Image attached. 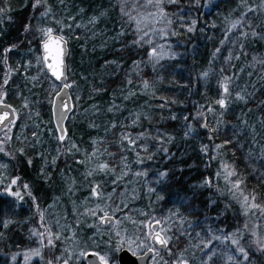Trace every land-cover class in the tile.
Instances as JSON below:
<instances>
[{"label": "trees", "instance_id": "obj_1", "mask_svg": "<svg viewBox=\"0 0 264 264\" xmlns=\"http://www.w3.org/2000/svg\"><path fill=\"white\" fill-rule=\"evenodd\" d=\"M124 1L136 9L145 3L41 0L34 7L36 0H0V88L17 111L7 127H12V156L0 155L12 162L14 172L8 177H17L31 189L44 214L51 194L33 173L39 167L51 171V162L56 169L64 166L76 148L92 151L95 165L123 173L104 182L96 177L78 195H89L90 187L97 186L100 198H91L92 205L99 203L103 214L119 222V234L141 238L144 222L158 221L166 238L172 226L184 233L186 264H264V251L254 253L242 235L240 254L248 256V263L234 255L224 263L226 251L232 250L221 242L229 234L237 233V239L242 221L240 203L223 188V164L232 165L248 189L264 200V160L258 153L263 142L256 137L247 146L246 141L258 123L251 121L264 123V15L253 0H161L167 34L154 33L150 39L131 30L133 24L123 13L131 5ZM47 28L67 41L72 108L62 148L54 137L47 100L60 85L45 73L39 49ZM30 31L40 36L27 42ZM154 48L158 55H152ZM41 139L50 145L42 144L39 156L34 144ZM127 183L137 198L122 202L118 193ZM47 184L57 190L64 185L60 178ZM113 189L109 200L117 207L101 205L102 196ZM14 214H19L17 209ZM10 219L0 224V264L24 246L30 221L27 215ZM77 219L76 229L100 237L92 247L108 262L116 261L118 234L111 231L112 225L101 226L93 219L87 227L82 216ZM169 251L168 243L154 255L163 257Z\"/></svg>", "mask_w": 264, "mask_h": 264}, {"label": "rangeland", "instance_id": "obj_2", "mask_svg": "<svg viewBox=\"0 0 264 264\" xmlns=\"http://www.w3.org/2000/svg\"><path fill=\"white\" fill-rule=\"evenodd\" d=\"M253 1H256L257 5H255L259 9L260 14L264 15V0ZM124 2L126 4L129 2L131 5L130 1ZM255 5L252 8H254ZM143 6L144 7H142L141 9H136L132 8L131 5L130 9L128 8L127 11H123L125 16L128 17V20L133 24V28H131V30L135 32H142L143 35L145 32H147L148 35L144 36H148L150 37V39L154 33H159V35L167 34V18H164V16L161 15V7L156 6L155 0L152 4H148L147 0H145ZM136 13H138L137 16ZM29 36L31 37L27 39V42L36 40L40 36V34L37 31H30ZM4 70H6L5 66L3 68V71ZM5 80L6 78L4 79V81ZM66 85H68V83H66ZM28 88V86L25 87L26 93L29 90ZM51 90H53V87L51 88ZM56 92L54 91L51 95L48 96L47 100L49 102L50 108L52 106L53 97ZM0 102L9 104L13 107V109H15V107L8 101L6 92L2 88H0ZM16 112L17 111L15 110V114ZM260 121L262 120L255 119L254 121H251L250 125L255 122L258 123L256 127L251 129L252 131L249 130V138H247L246 141L247 146H249L252 140L256 137H259L262 140L263 144L260 146V150L258 153L264 160V123ZM86 126L87 128H90L89 125ZM11 130L12 127H9L2 133H0V148L3 149L2 151H0V155H2L6 159L12 156L8 147V143L12 138ZM54 137L58 143V146L62 148L65 145L66 141H61L56 134ZM46 143L47 145H50L48 142ZM42 144L46 145L43 139L36 141L34 144L37 147L36 150H39V156H41L40 147L42 146ZM73 153L76 155H70L69 158L66 159V162L68 163H66L64 166H59V168L57 169L56 167H54V165H56L55 162H51L53 164L51 171H54L56 169V172H54L53 174L51 171L46 172L47 170H45V168L43 167H39V171L35 175L33 173V177L36 180L43 181V183L46 184L45 190L49 191V193L51 194L50 203L47 206L43 207L44 214H42L40 205L37 204L36 201H33L34 198H32L31 189H29V187H24L26 184H24L23 182L11 184V181L13 179H17V177L14 176L8 177L11 172H14V169H12L11 166L12 162L0 158V197L7 200L6 202L4 201V203H14L9 216L10 218H12L15 216L24 217L27 215L28 218H30V221L28 222L29 225L27 224V228L25 229V241L23 244L24 246H22V248L20 247V249L15 248L14 251L7 256L8 258L5 257V264H36V262H38L41 257L43 258L44 264H85L83 261L85 253L92 251L99 254L95 250V247L92 246H96L95 244H98L97 241L95 242V239L100 237L96 234L86 235L84 229L79 230L75 228L80 225L77 217L82 216V223H84L85 226L90 227L93 219H95L96 223H98V220L102 216H105V214L102 213L103 207H101L99 203L98 205H92L93 201L91 200V198L93 200H97L100 198V195L93 194V189H96L99 193L98 188L97 186L90 187L89 195L80 196L78 195V193L79 190L85 191L86 189H88L89 183L94 182V178L99 177L101 181L104 182V180H106V178L110 175L120 176L123 173V170L121 169L116 171L109 167L101 170L100 164H94L93 159L95 158V153L92 151L87 153L86 150L76 148V151ZM251 153H253V150L251 151ZM20 160L21 158H17L15 161L16 163H18L20 162ZM230 166L232 170L236 171V169L233 168L232 165ZM222 172L224 176L225 173L223 168ZM59 178L63 180L64 184L61 189L57 190L54 184H47L49 182L54 183L55 179L58 180ZM240 178H242L241 174L237 173L236 176L230 177L229 179L232 183H234L237 179L241 181L240 187L245 195L250 196V203H259L264 205V200L256 197L253 193L254 191L248 189L246 181L244 179L241 180ZM222 179L224 181V190L230 193L229 197L240 203L239 215L242 218V221L239 225V239H236L237 233L234 235V237L230 234L221 237V242L227 243L228 249L232 250V254H228V250L226 251L223 257V261L225 263L226 261L230 260L232 255H234L236 258L241 256V261L247 262L248 256L245 253H243V255L240 254V235L244 236L245 242L247 241L249 243L248 245L252 248L254 253L257 251H264V230L262 231V229H260L262 221L264 219V206H260L259 204H257L259 205V207H249L246 210V207L242 203L243 197L240 196L239 193H236V196L234 197L233 192L235 190L232 189L231 183L226 181L224 177ZM9 187L11 189V192H19L20 196L11 195L9 191H7ZM131 188L132 186L127 183L118 193L119 200L125 202L131 199H136L137 191H132ZM114 192L115 189H113L111 193L109 192L104 194L102 196L103 203L101 205H105L107 203L108 205L112 206V208H116L117 206L113 205V202L109 200V197H111L110 195L114 194ZM252 195L255 196L254 201L251 200ZM6 209L7 207L5 206L3 210ZM16 209L19 214H14L16 213ZM79 210L82 214L79 212ZM19 211L22 213H20ZM93 212L95 214H93ZM3 213L0 216V224L2 222H8L7 220L10 219H7V213ZM174 219L175 218H172L170 220L171 225L174 224ZM150 224L151 222H144L143 225L146 229L144 231V234L140 238V236L138 235L132 237L131 233H129L130 236L119 234L117 232L119 222L114 221L111 224V231L115 232V234H118L115 235V237L118 236L116 238V242L118 245L114 246V257L121 248H126L131 253L135 254H141L147 249H154L149 239L150 235L152 234V231L149 228ZM45 228L49 229L51 232L52 244L48 243L47 233H45L43 242H41L38 236L34 235L35 232H44ZM166 228L168 227L166 226ZM172 229L173 230L166 238V235L163 234L164 229L162 227V223L159 225L156 231L159 232L163 236V238L167 239L170 251L166 256L163 257H155L154 255L147 264H186L185 260L188 259V257L183 253L181 245L183 244V242H185V240H187V238L185 237L184 233L180 232V230L176 227L172 226ZM15 230H17V228ZM126 233H128V231ZM233 240L238 241V243L234 244L232 242ZM207 247L208 243H205L202 249L206 251ZM35 250H39V255L33 254ZM190 250L191 247H189V251ZM193 258L197 260L198 257L193 256ZM114 261L115 260L113 259V261L111 260L108 263L117 264L116 261Z\"/></svg>", "mask_w": 264, "mask_h": 264}, {"label": "water", "instance_id": "obj_3", "mask_svg": "<svg viewBox=\"0 0 264 264\" xmlns=\"http://www.w3.org/2000/svg\"><path fill=\"white\" fill-rule=\"evenodd\" d=\"M53 35H57V34H53ZM44 39L39 44L43 69L45 73L54 82L60 85L58 91L53 97V102H52V121L56 129L57 135L58 137H60L61 135L65 136V122L72 108L71 98H70L68 87H64V85H66V79H67L66 70L64 72V77H62L60 80H57L52 75L48 67L46 66V63L43 61V57L45 55V50L43 48ZM67 51L68 50L66 46V55H67ZM66 55L64 57L65 66H66ZM65 105H67V107H65ZM5 114H7V119H5L3 122H0V132H2L5 128H7L15 120V117H16L15 110L13 109L12 106H10L9 104L0 102V115H5ZM107 217H109L110 219H106L104 221H102L101 218L99 219V224L101 226H108L114 222V217L109 216V215H107ZM158 226L159 224L157 222H152L150 224V230L152 231V234L150 235L149 239L154 249L158 251H163L166 248V246L160 245L154 239V234L159 233L156 231ZM94 254H97V253L92 252V251L85 253L83 257L84 263L85 264H101L98 257ZM152 255H153V251H149V249L144 251L141 254H133L126 248H122L116 253V263L117 264H146L148 259L151 258Z\"/></svg>", "mask_w": 264, "mask_h": 264}, {"label": "snow or ice", "instance_id": "obj_4", "mask_svg": "<svg viewBox=\"0 0 264 264\" xmlns=\"http://www.w3.org/2000/svg\"><path fill=\"white\" fill-rule=\"evenodd\" d=\"M154 2V0H147L148 4H152ZM41 3V0H36V3L34 5L35 6H39ZM161 3V0H155V4L157 7H159ZM46 15V13H45ZM161 15H163V12L161 11ZM44 32L45 35V39L43 41V48L45 50V55L43 57V61L46 63V66L48 67V69L51 71L52 75L57 79L60 80L62 77H64V72L66 70V66L64 64V57L66 55V44L67 41L64 39L63 36H58V35H53V29L52 28H47L42 30ZM144 35H148L147 32L144 33ZM149 43L151 41H148ZM7 51V50H6ZM152 55H158L156 53V49L154 48L152 50ZM66 78V77H65ZM5 83H7V80H5ZM70 85H64V87H69ZM224 90L225 92H227V86H224ZM219 103L221 104V106L224 105V101L221 100L219 101ZM65 107H67V105H65ZM5 119H7V114L5 115H0V122H3ZM64 135H61L59 137V139L61 141L64 140ZM132 143H134V141H130ZM3 149L0 148V151H2ZM107 165H100L101 170H103L104 168H106ZM222 168L224 169V178L226 181L230 182L232 185V189L235 190L233 192V196H236V193H239L240 196L243 197L242 203L244 204V206L247 208L249 207H259V205L254 204V203H250V196L249 195H245L243 190L240 187L241 181L239 179H237L234 183H232L230 181V177L236 176V172L234 170L231 169V166L228 164H223ZM11 184H16V180L13 179L11 181ZM25 188H27L28 186L25 185ZM7 191H9V193L11 195H15V196H20L19 192H11L10 187L7 189ZM93 194L94 195H99V193L97 192L96 189H93ZM251 200L254 201L255 200V196L252 195L251 196ZM93 214H95L93 212ZM106 219H110L109 217H107V214H105V216L101 217V220L104 221ZM157 223H159L157 221ZM45 233L48 234V243L52 244V239H51V232L49 229L45 228L44 232H35L34 235L38 236L41 240V242H43L44 238H45ZM154 239L157 241V243H159L160 245H167L168 241L167 239L163 238L159 233H155L154 234ZM234 244L238 243V241L233 240L232 241ZM131 243V242H130ZM149 251H153V249H149ZM241 252L244 251L243 248L240 249ZM35 255H39V250H35L34 253ZM135 254V253H133ZM98 257L99 261L101 262V264H108V259L105 256H100L99 254H94Z\"/></svg>", "mask_w": 264, "mask_h": 264}, {"label": "flooded vegetation", "instance_id": "obj_5", "mask_svg": "<svg viewBox=\"0 0 264 264\" xmlns=\"http://www.w3.org/2000/svg\"><path fill=\"white\" fill-rule=\"evenodd\" d=\"M16 183H18V182H16ZM20 183V182H19ZM0 199H1V203L3 202V205H1L0 206V216H1V214L3 213V212H5V213H10V211L12 210V208H13V205H14V203H11V204H7V203H4V201L6 202L7 200H5V199H3V198H1L0 197ZM7 207V209L6 210H3V208L4 207ZM11 208V209H10ZM5 213H3V214H5ZM167 246V245H166ZM128 250V249H127ZM148 250V249H147ZM154 252H155V249H153V255L151 256V258L154 256ZM151 258H149L148 260H150ZM41 259V260H40ZM39 260H38V262H36V264H44V261H43V258L41 257ZM148 262V261H147Z\"/></svg>", "mask_w": 264, "mask_h": 264}]
</instances>
